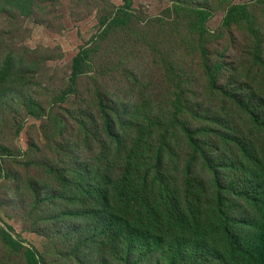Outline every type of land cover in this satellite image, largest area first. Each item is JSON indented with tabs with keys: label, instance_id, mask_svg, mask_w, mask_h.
<instances>
[{
	"label": "rangeland",
	"instance_id": "obj_1",
	"mask_svg": "<svg viewBox=\"0 0 264 264\" xmlns=\"http://www.w3.org/2000/svg\"><path fill=\"white\" fill-rule=\"evenodd\" d=\"M174 1L210 7L212 16L206 24L213 36L210 51L226 53L229 70L224 72L225 77L235 83L239 79L246 81L245 87L251 85L264 99V74L260 73L264 68L258 63L251 74L254 54L250 46L246 47L249 40L240 35L232 40L221 26L229 7L225 0H130L136 16L134 23L102 41L101 19L111 17L123 0H33L29 15L19 13L8 2L0 8V73L9 69L3 84L0 80V147L11 152V156L0 154V225L9 227L16 238L39 250L49 264H123L126 260L128 253L121 251L117 244L120 238L105 222V215H73L81 205L94 203L83 197L86 203L81 204V194L69 197H77L78 203L66 201L61 180L49 174L47 168L67 170L79 177V169L86 167L100 170L103 180L120 174L135 146L143 157L152 156L162 148V133L155 134L156 127L169 124L174 114L177 79L185 82L184 90L188 92L187 108L181 116L185 126L200 129L212 114L218 117L219 125L234 131L232 135L244 133L248 146L259 145L260 128L253 125L248 113L242 114L221 101L217 91L208 90L200 53L192 43L184 42L185 30L180 28V22H174L181 18L173 10ZM256 1L235 3L250 4L249 11L259 18L264 35V0L259 1V7ZM93 43H97L98 54L91 72L79 81L78 95L72 96L63 108L55 107L67 85L72 59L81 47ZM184 44H189L190 49ZM97 89L107 105L125 112L124 122L116 124L123 142L119 149L104 131ZM28 97L40 101L51 118L28 117L24 103ZM70 109H76L75 117L67 114ZM61 117L64 121H55ZM21 125L24 128L17 135ZM219 125L214 128L218 130ZM175 134V140L172 138L162 149L158 178L180 201L181 211L195 219L197 230L183 240L185 257L172 256L171 244L166 243L148 254L140 252L128 259L130 263L217 264L218 252L223 250L221 231L214 229L222 220L215 209L217 193L236 237L247 242L255 236L262 206L247 200L245 194L251 190L263 192L259 185L261 172L245 153L243 159L236 157V148L213 134H203L202 142L217 174L201 158L189 164L191 148L181 130ZM31 162L40 166L28 168ZM15 175L24 177L22 186H18ZM30 181L38 186H31ZM39 191L42 198L55 197L43 205L34 203ZM88 223L93 230L86 229ZM192 249L196 253L189 257L187 251ZM0 264L27 263L21 252L0 239Z\"/></svg>",
	"mask_w": 264,
	"mask_h": 264
},
{
	"label": "trees",
	"instance_id": "obj_2",
	"mask_svg": "<svg viewBox=\"0 0 264 264\" xmlns=\"http://www.w3.org/2000/svg\"><path fill=\"white\" fill-rule=\"evenodd\" d=\"M225 1L229 4V7L221 26L228 31V35L232 40L238 38L239 35L249 40L246 47L250 46L254 54L252 55V74L258 63L264 68L262 24L259 18L249 11V3L237 4L235 3L237 0ZM259 1L262 0L256 1L258 7L260 6ZM7 2L23 15H29L32 12L33 0H0V8ZM173 10L178 16H181L180 19L174 22H180V28L185 30L184 40L187 41L184 42L192 43L196 51L200 53V66L205 75L208 90L217 91L218 98L221 101L228 102L231 106L238 108L242 114H245V111L248 113L253 125L260 128L261 138L258 147H250L244 143V133L232 135L234 131L229 127L219 125L217 122L218 117L212 114H209L205 122L206 125L200 129L185 126L181 116L187 108L188 92L184 90L185 82H179V79H177L174 83L177 100V103H174V114L169 124H161L156 127L155 134L162 133V148L156 150L155 153H151L152 156L143 157L135 146L128 154L120 174L117 177L108 175L103 180L101 179L100 170L95 171L86 167L79 169V177L72 176L67 170L59 172L55 168H47V172L51 175H57L61 180L66 189L63 195L66 201L78 203L77 197L75 199L69 197L81 194L84 195L80 200L81 204L86 203L84 198L94 203L87 207L81 205L79 211L72 213L73 215L77 217L86 215L102 217L103 214L105 215V222H108L109 227H114L116 236L120 238L117 240V244L121 246V251L128 253L126 260H123V264H135L136 262L130 263L128 259L139 256L142 251V253L148 254L156 246H164L166 243L171 244L170 252L172 256L183 254L185 257V243L183 240H186V237H191V234L197 230V223L189 213L181 211L180 201L178 202L175 194L170 191L165 181L161 177L158 178L163 159L162 149L168 147V141L170 142L172 138L175 140V131L181 130L183 133L181 136L184 137L185 143L188 142L193 154L192 159L189 158V164L193 160L201 158L215 175L217 174L213 171L215 166L212 165L207 155L206 144L202 142L204 138L202 135H217L223 142L236 148L238 151L236 157L243 159V154H246L253 166L261 172L259 185L263 187L261 194H258L257 190H251L245 194L247 200L253 202L256 206H262L255 236L247 242L241 241L234 234L230 225L231 220L222 210L220 193L216 194L217 205L215 209L222 220L219 226L221 230L217 226L214 229L216 232L221 231L223 242V250L218 252L216 258L217 264H264V99L258 97L251 85L245 87L246 81L243 82L239 79V82L235 83L225 77L224 72L229 70L226 66L228 63L226 53L216 54L210 51L213 36L209 34L206 26L212 16L210 7L207 8L198 4L186 6L184 3L174 1ZM135 17L130 0H123V5L115 10L111 17L101 19L100 40H104L116 30H127L134 23ZM172 30L170 29V31ZM222 33L225 32L222 31ZM184 47L190 49L189 44H184ZM97 54V43L84 45L80 48L77 55L72 59L67 85L57 97L59 105L54 104L55 107L60 106V108H63L62 105L70 100L72 96L78 95L79 81L91 72L94 57ZM260 73L264 74L263 71H260ZM8 75L9 69H3L0 73L1 84ZM248 80L252 83L256 81ZM172 81L173 79H171ZM96 95L102 113L104 131L109 138L115 141L116 148L119 149L123 142L122 137L116 130V124L121 125L124 122L123 114L125 112L107 105L100 89H97ZM24 103L26 104L28 117L36 119L51 118L50 113L43 104L33 97H28ZM76 113V109H70L67 114L75 117ZM194 114L197 116L198 112ZM147 119L150 120L149 117ZM55 121H64V119L63 117L55 118ZM215 125H219L218 130L214 128ZM23 128L24 125L17 127V135L22 132ZM0 154L11 156L10 150H7L6 147H0ZM195 163L192 164L191 168ZM31 166H40V164L36 162L28 163L27 167L30 168ZM188 172L190 176L189 169ZM7 176L10 178L12 175L7 174ZM15 176L18 186H22L24 177ZM154 176L158 178H156L158 180L157 185ZM30 182H32L31 186H38L35 181ZM189 182L188 180L186 184L188 185ZM54 197L49 195L42 198L39 191L34 203L43 205L46 201L54 199ZM153 198H157V200L151 201ZM187 198L188 196H186ZM180 200H183V198L180 197ZM31 213L33 212L31 211ZM103 224L104 220L101 223V228ZM87 228L93 230L92 224L88 223ZM86 234L89 235L90 233L86 231ZM169 238L172 240L169 241ZM0 239L11 249L21 252L27 264H49L39 250L25 244L24 240L16 238L9 227L6 228L0 225ZM88 239L86 237V241ZM187 253L189 257H192L196 252L192 249Z\"/></svg>",
	"mask_w": 264,
	"mask_h": 264
}]
</instances>
